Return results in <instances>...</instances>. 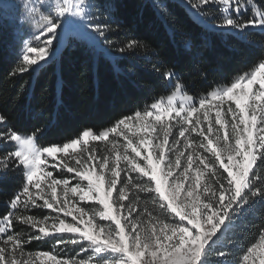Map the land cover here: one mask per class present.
Here are the masks:
<instances>
[{"label": "snow or ice", "instance_id": "1", "mask_svg": "<svg viewBox=\"0 0 264 264\" xmlns=\"http://www.w3.org/2000/svg\"><path fill=\"white\" fill-rule=\"evenodd\" d=\"M11 7L10 0H0V12ZM39 7L42 30L35 39L46 38L36 46L23 43L15 73L42 68L61 46L65 51L79 42L95 46L97 36L106 37L103 16L96 18L93 10L99 9L91 0H54ZM190 7L198 15L209 13L215 28L264 30V5L257 0H193ZM137 46L131 40L119 50ZM162 75L177 79L170 94L62 144L45 146L39 141L46 129L20 132L0 114V144L14 145L0 153V183L17 169L25 181L0 216L5 236L0 264H208L209 252L226 237L233 218L264 200V58L198 98L184 90L172 69ZM93 142L106 145L102 155ZM49 168L73 173L76 183L56 178ZM132 190L147 194L153 210L141 209L139 195L129 196ZM81 202L95 206L86 209ZM18 208H46L55 215H23ZM14 222L36 234L27 239L8 234ZM65 233L72 235L57 237ZM50 236L57 237V246L79 244L94 255L69 260L54 251L25 253V244ZM229 254L215 252L224 258L221 264ZM239 264H264V227Z\"/></svg>", "mask_w": 264, "mask_h": 264}, {"label": "trees", "instance_id": "2", "mask_svg": "<svg viewBox=\"0 0 264 264\" xmlns=\"http://www.w3.org/2000/svg\"><path fill=\"white\" fill-rule=\"evenodd\" d=\"M91 2L99 9L93 10L96 18L103 16L106 37L98 36L95 46L79 42L67 51L61 47L42 68L23 74L14 72L22 55V27L17 18L9 22L0 14V114L20 132L46 129L39 141L45 146L67 142L86 128L110 127L122 116L143 111L170 94L177 79L166 80L162 73L167 69L177 74L189 95L198 98L264 58V31L247 29L235 35L216 30L206 20L209 13L195 17L178 0ZM192 2L187 0L188 5ZM131 40L138 46L121 52ZM10 150L12 146H0V153ZM23 185L18 170L0 183V216L9 211L8 202ZM136 195L141 209L153 210L147 194L129 193L130 198ZM232 223L217 250L230 253L227 258L238 264L245 247L264 227V200L257 199ZM14 224L13 234L24 239L36 234ZM43 243L33 240L24 251H50L49 242Z\"/></svg>", "mask_w": 264, "mask_h": 264}, {"label": "rangeland", "instance_id": "3", "mask_svg": "<svg viewBox=\"0 0 264 264\" xmlns=\"http://www.w3.org/2000/svg\"><path fill=\"white\" fill-rule=\"evenodd\" d=\"M178 1L180 3H182V4H184L195 17H198V16H196L197 15L196 10L192 9L190 7V5H188L187 0H178ZM10 2L14 5V7L8 8L6 11L0 12V14L2 16H4V17L8 18L9 22H15L14 20L16 18H17L16 20L19 21L18 25L22 27V31H23L22 38H21L22 51H23V43L24 42L32 44L33 46L39 45L41 43V41L46 38V37L41 36L40 40H36L35 39L36 36L40 35V32L42 30V22L40 20V16H41L42 10L40 9L39 5L41 3H44V2H52V3H54V0H10ZM257 3L264 5V0H257ZM24 5H28V7H25ZM32 5L36 6V10L35 11L31 10V6ZM44 14H47V13L45 12ZM250 14L251 13L249 12V15ZM243 18H247V17L245 16ZM206 20H208V19L206 18ZM215 29L216 30H220V31L225 30V31L232 32L235 35H239L237 33V31L233 30V29H224V28H215ZM248 29H255V30H259V31H264V30H262L260 28H248ZM97 39H98V36H97ZM97 44H98V40L96 41L95 45H97ZM57 46H59L58 43H57ZM213 115H214V113H213ZM193 138L199 140V137H196L195 134H193ZM121 142H123V141H121ZM1 145H3V144H0V146ZM3 146H7V147L12 146V148H13L14 145L13 144H7V145H3ZM93 146H95L98 149V151L100 152L101 155L103 154V149L106 147V145L99 144V143H96V142H93ZM58 155H63V154H58ZM49 161L53 162L51 160V158H49ZM17 170L21 171V173H22V169H17ZM48 170L53 171L54 176H56V178H58V179H70L71 184H75L76 183V180L71 179L74 176L73 173H68L66 170H63V169L55 170V169L49 168ZM133 174H135V173H133ZM135 175H137V174H135ZM59 193H60V189H58V194ZM76 199H78V198H76ZM39 203H42V201H39ZM80 206L81 207H85L87 209V208L93 207L95 205H94V202H81ZM96 207H98V206H96ZM15 211L20 213V214H23V215H35V216L41 217V218L46 216V215H50V214L51 215H55L54 213H50V210H48L46 208H33V209H29V210H24L22 208H18ZM67 219L69 221H71V217H68ZM232 225H233V223L231 224L230 228H232ZM27 228H29L31 231L35 232L30 227L27 226ZM230 228L226 229V232ZM8 234H13V233L9 232ZM13 235H15V234H13ZM60 235H62L63 238L65 240H67V239H69V237L72 234H68V233L57 234V237H59ZM57 237H51L50 236V237H47V238H42L40 240L42 242H44V243L46 241H48L49 244H50L49 245L50 251H54V254H57L60 257H63L64 259H69V260H72V259H75V260L84 259V260H88L90 256L94 255L91 252H82L81 251V245H79V244H75L74 245L72 243H67V244H64V245L57 246L56 242H55ZM4 238H5V236L0 235V241H2ZM223 238L224 237H222L221 240H223ZM221 240L218 243V245L214 246V248L209 252V262H208V264H221V261L224 259L222 257L215 256V252L218 251L217 250L218 246L222 244ZM42 246H44V245H42ZM86 246H87V242H85V247ZM90 264H94V261H90ZM227 264H234V263L229 258H227Z\"/></svg>", "mask_w": 264, "mask_h": 264}, {"label": "built area", "instance_id": "4", "mask_svg": "<svg viewBox=\"0 0 264 264\" xmlns=\"http://www.w3.org/2000/svg\"><path fill=\"white\" fill-rule=\"evenodd\" d=\"M238 33V32H237ZM238 34H240V33H238Z\"/></svg>", "mask_w": 264, "mask_h": 264}]
</instances>
